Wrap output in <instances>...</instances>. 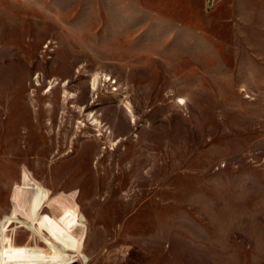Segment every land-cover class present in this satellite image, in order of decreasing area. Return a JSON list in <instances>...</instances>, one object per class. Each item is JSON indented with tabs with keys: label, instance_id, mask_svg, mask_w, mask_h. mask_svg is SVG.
<instances>
[{
	"label": "rangeland",
	"instance_id": "rangeland-1",
	"mask_svg": "<svg viewBox=\"0 0 264 264\" xmlns=\"http://www.w3.org/2000/svg\"><path fill=\"white\" fill-rule=\"evenodd\" d=\"M244 1L0 0V261L264 264V30L229 28L264 0Z\"/></svg>",
	"mask_w": 264,
	"mask_h": 264
},
{
	"label": "bare ground",
	"instance_id": "bare-ground-1",
	"mask_svg": "<svg viewBox=\"0 0 264 264\" xmlns=\"http://www.w3.org/2000/svg\"><path fill=\"white\" fill-rule=\"evenodd\" d=\"M24 180L26 181L23 185V189H17L14 192V198L21 200L22 203L27 204L30 200L31 195L35 191V184L31 183V180L29 177L24 174ZM76 193L70 194L68 197L69 201V207L61 204V203H56L55 205H60V208L66 212L68 216L71 215L70 219H74L76 217V198H75ZM21 197V199L19 198ZM20 205V204H19ZM35 222L31 221L28 226L30 229L35 231L39 237L46 245L47 242L43 239L41 234L37 231L35 227ZM50 248V246L48 245ZM51 249V248H50ZM71 259L69 255H65L64 257H52L51 255H48L46 257L44 256H39L37 254H16L12 253L8 257L2 258L0 261V264H65V263H70Z\"/></svg>",
	"mask_w": 264,
	"mask_h": 264
},
{
	"label": "crops",
	"instance_id": "crops-1",
	"mask_svg": "<svg viewBox=\"0 0 264 264\" xmlns=\"http://www.w3.org/2000/svg\"><path fill=\"white\" fill-rule=\"evenodd\" d=\"M211 1L215 5L216 3L217 4L221 3L224 0H211ZM244 2L255 3L257 1L254 2L252 0H249V1L245 0ZM244 8L246 9L240 11L238 16L235 17L237 20L233 21V18H230V22H229L230 30H233V25L236 26L235 29L237 30H240L241 27L243 28V30H264V10L258 11L255 9V10L249 11L247 7H244ZM36 254L40 255L39 252H36ZM86 257L88 259L89 255L86 254Z\"/></svg>",
	"mask_w": 264,
	"mask_h": 264
}]
</instances>
